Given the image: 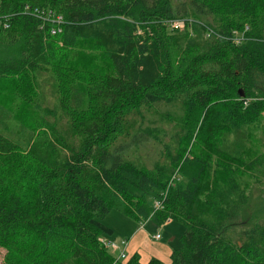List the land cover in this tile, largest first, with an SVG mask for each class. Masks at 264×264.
Returning a JSON list of instances; mask_svg holds the SVG:
<instances>
[{
	"label": "trees",
	"instance_id": "trees-1",
	"mask_svg": "<svg viewBox=\"0 0 264 264\" xmlns=\"http://www.w3.org/2000/svg\"><path fill=\"white\" fill-rule=\"evenodd\" d=\"M0 48V264H140L111 211L180 225L168 264H264V0H0Z\"/></svg>",
	"mask_w": 264,
	"mask_h": 264
},
{
	"label": "rangeland",
	"instance_id": "rangeland-1",
	"mask_svg": "<svg viewBox=\"0 0 264 264\" xmlns=\"http://www.w3.org/2000/svg\"><path fill=\"white\" fill-rule=\"evenodd\" d=\"M170 24L172 27L176 28L175 22H171ZM177 25L180 30H183V28L185 27L183 23ZM5 53H7L6 50L0 48V57L4 56ZM96 63L101 68L105 66L104 60H102V58H99ZM81 65L93 66L92 60L89 55L82 56ZM0 97L4 100L9 99L7 96H5L3 91H0ZM260 116L261 119L259 120L258 124L251 130V140L249 143V149L257 153H260L262 151L264 144V111ZM155 146L156 144L150 140L146 147L143 148L142 157L147 158L145 156L150 155H153L154 157L155 152L157 151V148ZM239 179L241 182H243L248 192L251 207L250 212L254 215L252 216L253 219L261 217L260 214H264V180L262 178H259L258 176L248 174L244 169L240 170ZM146 202L153 207L156 203V201L152 200V198L150 197L146 198ZM103 224L111 228L114 233V235L107 241L111 243L117 242V244H120L124 239L128 240L129 238H131L133 234L137 233V231L135 230L139 228L136 239L137 242H139V252H141L144 256H153L154 254L160 252L161 248L165 247L172 249V251H175L181 247L183 228L173 222L166 223L162 226H157L152 220H147L143 224H138L127 219L116 211H111L103 220ZM133 228L135 232L132 233L131 230H133ZM129 229V234L126 236L128 238H123V236L126 235V232H128ZM157 234L160 236V239L155 240L154 236H156ZM108 251L114 258H118L117 256L119 255V252L117 250H112L109 248ZM2 255L3 251L0 250V259ZM126 260L128 259H122L121 261Z\"/></svg>",
	"mask_w": 264,
	"mask_h": 264
},
{
	"label": "crops",
	"instance_id": "crops-1",
	"mask_svg": "<svg viewBox=\"0 0 264 264\" xmlns=\"http://www.w3.org/2000/svg\"><path fill=\"white\" fill-rule=\"evenodd\" d=\"M129 231H130V229L128 230V232H126V235H124L123 238H128L126 236L129 234ZM135 231H137V233H138L139 228L136 229ZM135 231H134V228H133V230H131L132 233ZM137 233L133 234L131 236V238H129L128 240L124 239L125 241L123 240L120 244H117V242L116 243L114 242L118 246L117 251L119 252V254L123 252L125 254V259H129L133 255H137L140 264H147L151 259H157L164 264H168L170 262V254L172 252V249H170V248H166V247L161 248V251L154 254L153 256L142 255V253L139 252V244H138L139 242H137V239H136ZM113 235H114V233H113ZM118 240H120V239H118Z\"/></svg>",
	"mask_w": 264,
	"mask_h": 264
},
{
	"label": "built area",
	"instance_id": "built-area-1",
	"mask_svg": "<svg viewBox=\"0 0 264 264\" xmlns=\"http://www.w3.org/2000/svg\"><path fill=\"white\" fill-rule=\"evenodd\" d=\"M177 24H182V23L181 22L175 23L176 27H178ZM154 207H158V204L155 203ZM154 239L155 240H158V239H160V236L157 234L156 236H154ZM100 242L102 243V245L106 249H109V248L112 249V250H117L118 249V246L115 243H111V242L107 241L106 239H100ZM117 257L118 258H115L116 263L119 262V261H121L122 259L124 260L125 259V254L122 252Z\"/></svg>",
	"mask_w": 264,
	"mask_h": 264
},
{
	"label": "water",
	"instance_id": "water-1",
	"mask_svg": "<svg viewBox=\"0 0 264 264\" xmlns=\"http://www.w3.org/2000/svg\"><path fill=\"white\" fill-rule=\"evenodd\" d=\"M239 94H241V93L239 92Z\"/></svg>",
	"mask_w": 264,
	"mask_h": 264
}]
</instances>
